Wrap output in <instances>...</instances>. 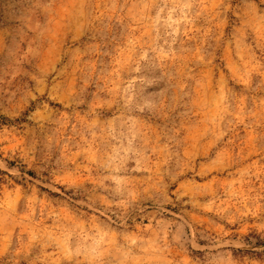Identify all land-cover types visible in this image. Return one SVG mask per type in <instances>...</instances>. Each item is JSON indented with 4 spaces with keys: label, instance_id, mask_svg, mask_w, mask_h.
<instances>
[{
    "label": "rangeland",
    "instance_id": "rangeland-1",
    "mask_svg": "<svg viewBox=\"0 0 264 264\" xmlns=\"http://www.w3.org/2000/svg\"><path fill=\"white\" fill-rule=\"evenodd\" d=\"M0 264H264V0H0Z\"/></svg>",
    "mask_w": 264,
    "mask_h": 264
}]
</instances>
